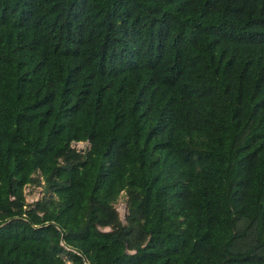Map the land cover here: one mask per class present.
<instances>
[{
    "label": "trees",
    "instance_id": "trees-1",
    "mask_svg": "<svg viewBox=\"0 0 264 264\" xmlns=\"http://www.w3.org/2000/svg\"><path fill=\"white\" fill-rule=\"evenodd\" d=\"M0 264H264V0H0Z\"/></svg>",
    "mask_w": 264,
    "mask_h": 264
},
{
    "label": "rangeland",
    "instance_id": "rangeland-1",
    "mask_svg": "<svg viewBox=\"0 0 264 264\" xmlns=\"http://www.w3.org/2000/svg\"><path fill=\"white\" fill-rule=\"evenodd\" d=\"M72 146L78 150H84L87 148V143L74 142L72 143ZM35 176L39 179V185L32 186L26 184L22 188V194L24 196V201L26 203H31L32 201L37 200L38 198H40V196L43 193L42 192L43 181L41 180V177L37 176V174H35ZM114 207L118 213L119 219L121 220V222H123V218L125 215V197L123 193H120V195L118 196L117 200L114 203Z\"/></svg>",
    "mask_w": 264,
    "mask_h": 264
}]
</instances>
